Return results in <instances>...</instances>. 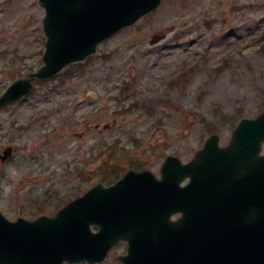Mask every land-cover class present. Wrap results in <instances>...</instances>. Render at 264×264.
Listing matches in <instances>:
<instances>
[{"label": "rangeland", "instance_id": "rangeland-1", "mask_svg": "<svg viewBox=\"0 0 264 264\" xmlns=\"http://www.w3.org/2000/svg\"><path fill=\"white\" fill-rule=\"evenodd\" d=\"M43 17L37 0H0V87L13 75L23 74L20 56L33 57L28 64L40 59ZM262 33L264 0H163L135 27L101 44L83 65V75L64 87L50 83L43 93L0 110V150L8 143L17 148L12 163L0 166V211L12 220L13 211L31 206L45 192L51 197L68 193L78 182L77 175L89 174L99 165V160L89 161L94 142L114 137L124 141L150 124L153 114H171L150 134L157 136L156 143L168 141L159 151L178 154L187 162L204 135L193 116L217 123L216 106L222 115L238 109L241 114L234 116L246 118L263 107L264 42L255 39ZM154 34L166 39L150 47ZM103 55L109 60L103 61ZM187 64H195V71L176 81L174 73ZM123 80L143 93L139 104L151 114L144 115L140 108L126 121L116 115L112 97ZM89 90L95 92L93 98L85 94ZM39 110L49 114L34 123L30 118ZM229 134L222 130V136ZM150 147L156 146L129 148L128 157L151 164L156 173L159 161Z\"/></svg>", "mask_w": 264, "mask_h": 264}, {"label": "water", "instance_id": "water-1", "mask_svg": "<svg viewBox=\"0 0 264 264\" xmlns=\"http://www.w3.org/2000/svg\"><path fill=\"white\" fill-rule=\"evenodd\" d=\"M159 3L39 0L46 12L47 41L44 67L36 77L49 78L85 58L99 42L134 24ZM17 84L4 97L5 103L28 92L27 83ZM263 141L264 115L243 121L230 147L222 151L229 153L225 173H229V186L240 191L232 203L225 187L221 196L216 189V185L225 186L219 182L225 179L223 173L216 172L208 186L199 188L196 163L201 153L184 168L168 159L160 183L146 174L130 173L115 187L96 189L71 203L55 219L11 224L0 216V264L99 262L120 240L129 245L123 264H264V157H258ZM185 175L191 179V194L177 188ZM143 198L148 202L143 203ZM174 213H181V218L171 223ZM91 223L100 227L99 234L89 233Z\"/></svg>", "mask_w": 264, "mask_h": 264}]
</instances>
